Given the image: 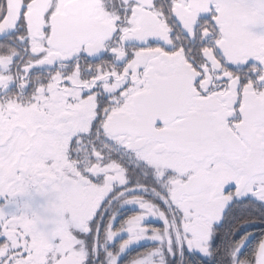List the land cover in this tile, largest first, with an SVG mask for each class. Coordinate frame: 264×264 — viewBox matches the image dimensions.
I'll use <instances>...</instances> for the list:
<instances>
[{
	"label": "snow or ice",
	"instance_id": "obj_1",
	"mask_svg": "<svg viewBox=\"0 0 264 264\" xmlns=\"http://www.w3.org/2000/svg\"><path fill=\"white\" fill-rule=\"evenodd\" d=\"M0 264H264V0H0Z\"/></svg>",
	"mask_w": 264,
	"mask_h": 264
}]
</instances>
